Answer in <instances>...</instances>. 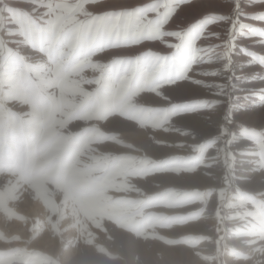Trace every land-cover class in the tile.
<instances>
[{"label": "rangeland", "instance_id": "obj_1", "mask_svg": "<svg viewBox=\"0 0 264 264\" xmlns=\"http://www.w3.org/2000/svg\"><path fill=\"white\" fill-rule=\"evenodd\" d=\"M184 78L0 76V264H264V96Z\"/></svg>", "mask_w": 264, "mask_h": 264}, {"label": "snow or ice", "instance_id": "obj_2", "mask_svg": "<svg viewBox=\"0 0 264 264\" xmlns=\"http://www.w3.org/2000/svg\"><path fill=\"white\" fill-rule=\"evenodd\" d=\"M22 3L0 0V76L39 66L49 75L91 71L99 83L163 87L177 75L193 82L183 69L204 64L215 67L198 75L259 84L254 91L264 94V0Z\"/></svg>", "mask_w": 264, "mask_h": 264}, {"label": "bare ground", "instance_id": "obj_3", "mask_svg": "<svg viewBox=\"0 0 264 264\" xmlns=\"http://www.w3.org/2000/svg\"><path fill=\"white\" fill-rule=\"evenodd\" d=\"M10 2V1H9ZM14 5H19V6H26V5H24L22 2H20V3H18V1L16 2H12ZM209 43H211V41H209ZM210 67H215V65H204V64H200L199 66H196V67H194V68H192V70L189 72V73H187L186 75L188 76V77H193L194 78V81L193 82H188V80L187 79H185L184 78V80L180 83V84H178V93L180 92V93H182V95H184V94H187V95H189V97L191 96V95H193V94H199V95H201V94H203V92H204V90L206 89V86H208V84L211 82V81H213L214 82V80H218L219 81V83H221V84H223V86H225V87H227V88H230L231 89V87H232V89H235V88H237L238 90H239V92L240 91H243V94L244 93H253V90H255V89H258L259 87H260V85L259 84H248V83H245L243 80H241V79H236L235 81H233L232 83H229L227 80H225L224 79V75H219V76H211V75H198L197 74V72L198 71H206L208 68H210ZM199 69H201V70H199ZM252 71L253 70H251V69H244V74H246V75H251V73H252ZM237 74L239 75L240 73H239V69H237ZM261 96H264V94H261V92H260V94L257 96V97H261ZM187 97V96H186ZM183 98H184V96H183ZM263 101V100H262ZM188 118H190V117H188ZM193 119V118H192ZM222 119V118H221ZM189 120V119H188ZM194 120V119H193ZM247 120V119H246ZM220 121V120H219ZM218 121V122H219ZM222 121V120H221ZM220 121V122H221ZM218 123L217 124V127L215 128L216 130L217 129H219V126L221 125V123ZM212 127V126H211ZM200 128V127H199ZM209 130H212V128H208L207 126H204L203 127V133H205L206 132V134H205V136L207 137V136H209V135H211L212 134V132H209ZM213 130H214V128H213ZM215 130V131H216ZM214 131V132H215ZM201 133H202V131H201ZM204 135V134H203ZM200 136V135H199ZM202 137V136H201ZM201 139V138H200ZM199 139V140H200ZM244 143V142H243ZM247 143V142H246ZM246 148V147H245ZM209 154H211L213 157H215V160H217V161H219V159H218V155H219V150L217 149H213V150H211V151H209L208 152ZM247 155V154H246ZM213 159V158H212ZM213 161H214V159H213ZM257 162V161H256ZM256 162H254V163H256ZM249 163H250V161H249ZM221 165V164H220ZM216 166H219V164H216ZM213 169V168H212ZM218 170V169H217ZM215 171V170H214ZM139 182V181H138ZM41 204V203H40ZM203 204V203H202ZM202 204H200V207L202 208V210H203V212H210L211 214L214 212V209H215V204H216V194H214L212 197H211V199H210V202L207 204V205H202ZM34 207L32 208V212L34 213V215L36 214V213H41L40 214V216L39 217H45V215L48 213V212H46V210H45V208L43 207V206H41V205H38V207H36L35 205H33ZM202 212V213H203ZM206 214H208L209 215V213H206ZM36 216V215H35ZM47 216V215H46ZM207 216V215H206ZM43 217V218H44ZM193 217V216H192ZM202 217H204V216H202ZM212 217V216H211ZM73 217H72V215H71V212L69 211L68 213H67V215H66V217H65V220H64V224L66 225V228H68L69 229V231H70V234L72 235V234H74L73 233V228H74V220L72 219ZM195 218V217H194ZM194 218H193V221H195L194 220ZM40 219V218H39ZM38 219V220H39ZM203 219H205V217L203 218ZM41 220H43V219H41ZM189 220V219H188ZM43 222V221H42ZM45 222V221H44ZM185 222V221H184ZM198 222H201V221H198ZM187 223V222H186ZM202 223V222H201ZM44 224V223H43ZM176 224V223H175ZM193 224H194V222H193ZM196 224H198L197 222H196ZM18 225H21V227H22V224H18ZM40 225H42V223L40 222ZM191 225V224H190ZM16 226V227H15ZM14 227L15 228H18L17 227V225H15ZM25 226V225H24ZM23 226V227H24ZM187 226H189V225H187ZM186 226V227H187ZM194 226V225H193ZM13 227V228H14ZM20 227V228H21ZM15 228H14V230H15ZM28 228V227H27ZM184 228H185V226H184ZM199 228V227H198ZM197 228V229H198ZM183 229V228H182ZM201 229V228H200ZM25 233H26V231H24ZM69 234V235H70ZM25 235V234H24ZM70 239V238H69ZM68 242V241H67ZM65 245V244H64ZM66 248V247H65ZM61 249V248H60ZM61 251V250H60ZM75 249L73 248V247H71V246H67V248L66 249H64L63 250V258L64 259H66L67 261H70L72 258H73V256H74V254H75Z\"/></svg>", "mask_w": 264, "mask_h": 264}, {"label": "trees", "instance_id": "obj_4", "mask_svg": "<svg viewBox=\"0 0 264 264\" xmlns=\"http://www.w3.org/2000/svg\"><path fill=\"white\" fill-rule=\"evenodd\" d=\"M222 264V263H221Z\"/></svg>", "mask_w": 264, "mask_h": 264}]
</instances>
